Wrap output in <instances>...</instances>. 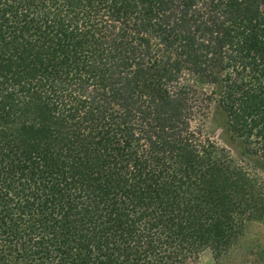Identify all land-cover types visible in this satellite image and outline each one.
<instances>
[{
  "label": "trees",
  "instance_id": "obj_1",
  "mask_svg": "<svg viewBox=\"0 0 264 264\" xmlns=\"http://www.w3.org/2000/svg\"><path fill=\"white\" fill-rule=\"evenodd\" d=\"M261 171L264 0H0V264H218Z\"/></svg>",
  "mask_w": 264,
  "mask_h": 264
},
{
  "label": "rangeland",
  "instance_id": "obj_2",
  "mask_svg": "<svg viewBox=\"0 0 264 264\" xmlns=\"http://www.w3.org/2000/svg\"><path fill=\"white\" fill-rule=\"evenodd\" d=\"M201 86L203 85L201 84ZM205 129L209 136L222 143L221 136L224 137V131L215 125L210 118L207 120ZM232 144L231 151L237 152L236 147ZM259 173V176L264 179V171ZM261 249H264V219L248 222L236 245L218 264H252L255 260V254H258ZM191 264L217 263L211 251L206 250Z\"/></svg>",
  "mask_w": 264,
  "mask_h": 264
}]
</instances>
